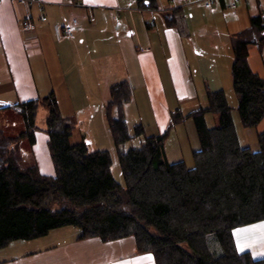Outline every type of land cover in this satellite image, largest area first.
<instances>
[{
  "label": "trees",
  "instance_id": "16d2710c",
  "mask_svg": "<svg viewBox=\"0 0 264 264\" xmlns=\"http://www.w3.org/2000/svg\"><path fill=\"white\" fill-rule=\"evenodd\" d=\"M137 3L159 10L157 0ZM164 21L168 27L186 28L181 10L165 14ZM254 45L264 47L262 15L251 17L249 28L231 40L233 89L246 129L264 121V78L249 65ZM131 98L130 84L119 83L112 86L105 107L123 184L113 176L110 152H90L84 142L71 143L75 124L61 115L54 94L7 108L12 111L9 124L0 127V250L75 227L80 240L133 238L137 252L152 255L155 264H264V259L240 253L233 235L264 221V131L258 135V151L243 148L225 92L205 90L195 110L172 114L164 133L149 136L137 125L131 134L125 116ZM42 105L48 110L42 131L49 138L54 176L21 166L25 139L29 148L36 144ZM209 115L215 117L214 127L208 126ZM189 120L199 140L193 165L171 164L166 141ZM135 139L140 144L135 146Z\"/></svg>",
  "mask_w": 264,
  "mask_h": 264
},
{
  "label": "crops",
  "instance_id": "0c3cea01",
  "mask_svg": "<svg viewBox=\"0 0 264 264\" xmlns=\"http://www.w3.org/2000/svg\"><path fill=\"white\" fill-rule=\"evenodd\" d=\"M157 1L159 11L141 8L137 0H0V127L9 124L6 121L12 111L7 108L50 94L56 96L63 117L76 118L72 92L78 85H106L103 109L110 100L111 87L124 81L132 89L125 107L126 119L137 116L134 127L141 123L146 133L160 135L174 112L181 110L186 115L195 110L205 90L225 92L215 56L194 44L191 25L199 24V15L207 12L215 18L212 20H218L222 17L221 13L217 15L220 9L229 23L226 33L231 41L249 28L251 17H264V0H217L211 9L193 3L195 0H189L188 6L179 0ZM175 7L185 19L183 31L165 24L167 13L163 12ZM229 9L233 18L226 14ZM42 18L47 20L43 22ZM74 19L78 21L74 38L60 36L59 28ZM25 20L33 23V30H23ZM228 43L221 44L223 52ZM249 65L264 78V47L250 48ZM52 73L58 76V86L51 82ZM46 117L44 114L40 118L42 128ZM78 126L83 138L80 143H86L90 152L105 151L91 140L82 120L76 130ZM179 126L170 134L173 140ZM170 138L166 141L168 161L189 164L191 159L180 143L168 147ZM22 147V168L37 167L41 173L42 163L33 153L35 146L29 148L24 141ZM43 150L48 151L47 146ZM45 166L50 170L48 163ZM42 175L54 176L55 172ZM260 225L264 221L233 232L237 250L255 260L264 259V228ZM59 230L31 241L37 245L35 249L9 254L0 250V264H155L152 255L137 252L133 238L104 243L98 238L80 240L81 233L68 227L66 232Z\"/></svg>",
  "mask_w": 264,
  "mask_h": 264
},
{
  "label": "rangeland",
  "instance_id": "374dc122",
  "mask_svg": "<svg viewBox=\"0 0 264 264\" xmlns=\"http://www.w3.org/2000/svg\"><path fill=\"white\" fill-rule=\"evenodd\" d=\"M16 2L20 3L19 1H16ZM193 3L199 4L200 2L196 0V2L194 1ZM169 10H166L163 13H172V12H169ZM229 10L230 11H227L226 14L228 17L233 18L234 16L233 11H231V9ZM153 11H157V10H153ZM220 13L222 14V17L219 18L218 20H212L215 18L213 17L210 18V15L208 12L205 15H203V13L201 16L199 15L198 17L199 20L197 18V20L199 21V24L191 25L192 26V30L190 31L191 38L193 39V42L195 45L197 44L199 48H203L204 50L206 49V51H208L209 53L215 56L218 66H219L218 69L220 70L222 82L224 84L225 94L227 96L230 106L233 107L232 117H233V122H234V130L237 135L238 142L243 148H249L251 151L256 152L259 150L258 135L264 131V121L257 128H253V129H246L241 124L240 116L237 112L238 100H237V96L233 89V80H232V72H231L232 63H233V50L230 44L231 41L228 40L229 35H227L226 33L229 23L226 22V16L222 13V10L219 9L217 15ZM223 43H228L229 45L227 46L226 52L222 51L223 46L221 44ZM50 76H51V82L53 83L55 82L56 85L58 86L59 85L58 76H56V74L54 73H52ZM117 84H114V85H117ZM38 86L40 87L39 84ZM105 86L106 85H101L100 87H97V88L89 86L88 88H85L84 85H78L77 86L78 88H75V90L72 92V97L75 99L76 103L74 101L72 102L75 105L77 112L75 115L76 118L72 119L69 117L70 119H72V121L75 124V130L73 132L74 135L71 138V143L79 144L83 139L82 134H81V129L79 128V126H78V130H76L77 124L79 125V122L82 120L83 126H86L88 128V131L91 134V140H93L94 142H97V145L99 146L101 150L105 149V151L110 152V154L113 155V157L114 156L117 157L116 149L111 139L112 137H110L111 132L109 130L108 120H107L106 112L104 109L105 107L102 109V101H103V98L105 97ZM109 93L111 94V89ZM45 97H47V95ZM44 114L47 115L48 110L44 105H42L39 109V116H38L39 118H38V123H37L38 130L35 132L36 144H35V149L33 153L37 157V160L39 159V162L42 163L41 173L42 174H45V173L54 174L55 167L53 165V159L51 157V154L48 148L49 138L46 135V133L42 131V127L40 126V118ZM211 116L212 115H209V117H207L208 126L214 127L215 117L213 118ZM46 118H44L42 122L44 125H45ZM135 121H138L137 116H133V117L129 116V118L126 119L127 126L128 125L130 126L131 131L129 130V127H128V130L130 131L131 134L134 133L135 127L133 124ZM19 124L21 125L20 118H19ZM139 125H142V124L139 123ZM177 131L178 132L175 133V135H173L176 138L175 140H173V137L169 135V138L171 137L170 140L172 141H170V144H167V145L168 147H173L174 144L180 143L182 150L184 151V153H186V157L189 160L191 159V161L189 162V165H193V157H192L193 151H196L197 149H199V140H198L196 128H195L193 121L189 120L186 122V124L180 125ZM11 132L17 134V131L11 130ZM147 135L150 136L151 132L147 131ZM25 142L28 145V139H25ZM140 142L141 140L139 139H135L133 141L135 146L140 144ZM44 146L45 147L47 146L48 151L43 150ZM91 147L94 148V146H91ZM43 152L45 153L43 154ZM116 157H114L115 159L113 162L112 173L114 175V178L116 177L118 179L117 181L123 184V175H122L121 167L119 165L118 158ZM47 163L50 166V170L49 168L47 169V166H45V164ZM68 228H70L71 230H75L78 233L80 232L79 229L75 227H68ZM65 229L66 228H61L59 231L66 232ZM55 231L51 232L50 235L55 234L54 233ZM31 241L36 242L35 240H31ZM31 241H16V242L11 243L12 247L7 246L1 250L9 254L11 252H19V251L24 252V251H27L28 248L35 249L37 245H34V243H30Z\"/></svg>",
  "mask_w": 264,
  "mask_h": 264
},
{
  "label": "built area",
  "instance_id": "2783aa9c",
  "mask_svg": "<svg viewBox=\"0 0 264 264\" xmlns=\"http://www.w3.org/2000/svg\"><path fill=\"white\" fill-rule=\"evenodd\" d=\"M16 1H19L21 3H29V2L39 1V0H16ZM179 1L181 5H184V6L190 4L189 0H179ZM197 1L204 4L206 8L211 9L217 0H197ZM178 9L179 7L171 8L169 12H174V11H177ZM46 20H47L46 18H42L43 22H45ZM77 25H78V21L74 19L72 20L71 23L61 26L58 30V34L60 36H64L66 38L72 39L74 38L75 28ZM33 26H34L33 23L30 22L29 20L28 21L25 20L22 22V27H23V30L25 31L33 30L34 28Z\"/></svg>",
  "mask_w": 264,
  "mask_h": 264
},
{
  "label": "snow or ice",
  "instance_id": "6c2138e0",
  "mask_svg": "<svg viewBox=\"0 0 264 264\" xmlns=\"http://www.w3.org/2000/svg\"><path fill=\"white\" fill-rule=\"evenodd\" d=\"M259 227L264 228V225H260Z\"/></svg>",
  "mask_w": 264,
  "mask_h": 264
}]
</instances>
